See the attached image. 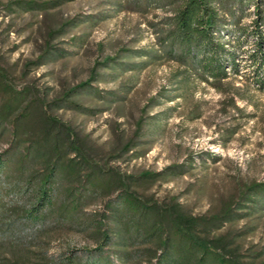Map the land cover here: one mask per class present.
Masks as SVG:
<instances>
[{
  "label": "trees",
  "instance_id": "16d2710c",
  "mask_svg": "<svg viewBox=\"0 0 264 264\" xmlns=\"http://www.w3.org/2000/svg\"><path fill=\"white\" fill-rule=\"evenodd\" d=\"M65 1L11 0L3 8L16 15L48 14ZM252 2L257 16L252 28L232 29L237 10ZM152 3L168 11L152 24L158 48L127 49L123 56L98 61L76 85L18 89L11 69L0 64V146H7L0 151V264H264V179L240 182L206 213L194 214L178 196L159 198L153 190L191 174L198 167L195 155L160 170L123 169L122 163L152 149L165 110L146 115L147 110L170 98L151 97L131 131L114 127L113 138L103 143L59 115L122 110L131 85L99 84L159 60L182 68L176 74L182 75L181 84L191 79L221 84L240 73L241 34L255 39L248 58L253 84L264 91V0H146L138 8ZM99 20L101 14H91L46 25L40 52L26 61L22 75L68 56L56 40L78 23L94 27ZM233 32L237 35L229 39ZM199 158L207 166L204 154ZM71 235L86 236L94 245L72 248L66 244ZM58 243L60 250L52 252Z\"/></svg>",
  "mask_w": 264,
  "mask_h": 264
},
{
  "label": "rangeland",
  "instance_id": "374dc122",
  "mask_svg": "<svg viewBox=\"0 0 264 264\" xmlns=\"http://www.w3.org/2000/svg\"><path fill=\"white\" fill-rule=\"evenodd\" d=\"M9 1L0 0V64L11 69L18 89L34 84L41 90L47 87L62 90L86 80L95 63L107 57L123 56L127 49L156 50L158 36L152 24L168 13L153 3L138 8L146 0L137 3L135 0H67L48 14L16 15L3 8ZM261 9L264 14V5ZM91 14H101L104 20L94 27L78 23L69 35L56 40L59 47L70 51L68 56L22 75L26 61L35 59L40 52L46 25ZM236 14L237 26L233 24L232 29L252 28L257 17L255 4L249 3ZM237 32L227 37L235 38L233 34ZM241 38L245 42L238 50L240 73L221 84L196 79L181 84L183 77L176 74L182 68L175 62L159 60L140 72L121 74L117 80L99 84L103 89H125L124 85H131L130 89L126 87L128 93L122 110L114 106L95 115L61 110L59 115L103 143L113 138L114 127L131 131L151 97L161 101L170 98L168 103L147 110L146 115L165 110L152 149L145 156L121 165L128 171L160 170L195 155L198 167L191 174L159 185L153 191L159 198L178 196L194 214L206 213L214 200L229 195L238 183L264 179V91L253 84L254 68L248 58L247 51L253 48L255 39L242 34ZM6 147L1 145L0 151ZM200 154L207 159L205 167L200 165ZM260 235L257 233L252 240L257 242ZM66 244L78 250L94 245L82 235L69 236ZM60 248V243L54 244L52 252Z\"/></svg>",
  "mask_w": 264,
  "mask_h": 264
}]
</instances>
